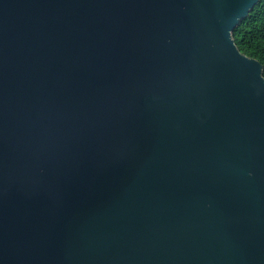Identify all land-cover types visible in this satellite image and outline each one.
<instances>
[{"label": "water", "instance_id": "1", "mask_svg": "<svg viewBox=\"0 0 264 264\" xmlns=\"http://www.w3.org/2000/svg\"><path fill=\"white\" fill-rule=\"evenodd\" d=\"M258 0H0V264H264Z\"/></svg>", "mask_w": 264, "mask_h": 264}, {"label": "trees", "instance_id": "2", "mask_svg": "<svg viewBox=\"0 0 264 264\" xmlns=\"http://www.w3.org/2000/svg\"><path fill=\"white\" fill-rule=\"evenodd\" d=\"M231 35L241 52L261 62L264 76V0L254 4L233 28Z\"/></svg>", "mask_w": 264, "mask_h": 264}]
</instances>
